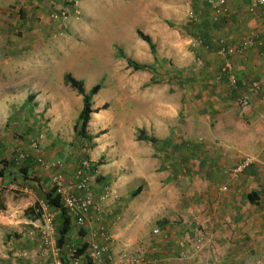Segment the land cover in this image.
I'll return each instance as SVG.
<instances>
[{"label":"crops","instance_id":"0c3cea01","mask_svg":"<svg viewBox=\"0 0 264 264\" xmlns=\"http://www.w3.org/2000/svg\"><path fill=\"white\" fill-rule=\"evenodd\" d=\"M101 1L111 2L117 12L98 24L94 17ZM202 1L208 5L211 0ZM259 1L242 0L237 19L220 38L238 45L249 33H264ZM124 3H147V11L137 15L144 28L135 27L129 36L118 31L124 18L118 9ZM66 4L0 0V73L6 76V81L0 77V106L12 107L3 113L7 121L13 106L34 104L41 86L35 79L52 77L65 53L74 56L97 45L113 62L108 83L92 100L95 105L107 88L109 109L103 116L91 115L89 133L107 135L103 150L110 162L91 164L95 169L90 174L91 196L100 211L92 210L82 227L70 219L67 246L87 252L97 242L113 261L130 255L146 264H264V48L253 45L234 59L238 82L232 89L217 55L220 38L211 40L203 32L205 46L193 49L194 38L175 28L192 15L186 0H79L64 22L52 20L50 14ZM137 32L149 37L155 55ZM98 34L100 44L94 41ZM118 53L150 69L116 64ZM162 73L167 74L161 78ZM253 82L259 89L241 108L238 100ZM130 94L137 96L132 107ZM39 100L47 103L48 97ZM15 148L1 147L0 158L17 165L20 149ZM37 153L51 162L49 154ZM34 156L30 153L28 170L36 181H24L14 165L0 182V264L48 263L38 249L40 219L25 215L50 193L46 178L52 170L42 168ZM245 158L251 160L249 166L231 177L229 171ZM72 170L65 171L66 179ZM221 187L227 191L220 192ZM250 194H255L254 204ZM196 248L199 252L190 254ZM86 252L78 264H91ZM67 256L64 251L66 262Z\"/></svg>","mask_w":264,"mask_h":264},{"label":"rangeland","instance_id":"374dc122","mask_svg":"<svg viewBox=\"0 0 264 264\" xmlns=\"http://www.w3.org/2000/svg\"><path fill=\"white\" fill-rule=\"evenodd\" d=\"M187 2L191 5V12L192 16L195 17V21L192 22L189 16L186 22L182 25H177V27H175V25L173 26L177 30H181L180 34L185 37H201L203 36L202 33L204 32L205 35H209V38L210 36H213L214 39L222 37V32L225 30V28L231 27V24L233 21H235V19H237L236 17L239 15V10L242 6L241 3H243L242 0H224L225 6L223 8L227 9V12L224 14V16L220 17L214 12L209 3L207 8H203L200 5L202 2L200 0H186V3ZM146 5L147 3H145L143 6L140 4H132L131 6L124 3L121 8L118 9L120 15L124 16L118 31L129 36L130 33H132V29L135 27L143 29L144 26L142 20L138 19L137 15L138 12L140 13L142 11H147L145 8ZM247 7L248 4H246L244 9H247ZM250 7L251 5H249L248 11ZM112 12H117L113 4L111 2L101 1L96 8L94 23L99 24L103 22L102 20L107 19L106 15ZM126 13H128L130 16H125ZM233 13L237 14H234V16L231 18L230 14ZM206 23H209L210 25L213 24L214 26L217 25L218 27L212 28L208 25L205 26ZM108 37L113 38L112 36ZM101 38V34H98L94 41L100 44ZM212 49L214 50L215 48L213 47ZM116 59V64H120V61L126 62L120 53L116 55ZM57 60L58 66L56 67L52 77H49V79L46 81L47 77L42 78V76L39 75V77L35 79L36 81L34 82L39 83L41 86L39 89L35 90L36 93H38V99L34 101V104H29L28 107L31 108L30 110L26 105L17 107L13 106L14 111H12V116L8 118L7 121H4L5 116L3 113H5V111L8 112L12 107L0 106V117H2V120H0V148H6L9 147V145L12 146L15 144V149L17 150V147L20 149L16 153L17 156L20 152H23L30 157V153H32L30 147L35 142L38 146V152L42 151L51 156V162L46 161L48 164L61 162L66 166L67 170H72L81 160H87L90 165L95 164L98 166L104 163H109L110 160L109 157H107L108 154L105 155L103 150V147L107 141V135H105L106 131H100L95 136H91L89 134L93 131L92 127L94 124V117H90L91 121L89 120L86 129L87 134L92 138V140L84 141L83 139L80 140L76 137L74 133V126L82 110V98L64 84V76L70 74L73 78L82 82L85 92H89L96 85H100L102 87L105 85L106 81L108 83L107 79L112 74L111 69L114 66L113 62L110 60V57L103 52L102 49L97 47V45L93 50L86 49L85 52H80L74 56L70 52L65 53ZM166 74L167 73L160 74L161 78H163ZM2 76L3 80L6 81L4 78L6 76L0 73V77ZM178 80L182 79L178 77ZM106 91L107 88L103 89V91H101L99 96L96 98L95 105H92V109L98 110L97 114H102V116L105 114V112H107L106 110L109 109L108 105L105 104L108 97ZM31 95L32 97H35V94ZM41 95L43 97H48L47 103L39 100L42 98ZM136 98V95L134 96L130 94L128 96L129 107H132L135 103H137L133 102L136 101ZM96 104L101 105L98 106ZM104 105H107L108 109L102 110ZM45 114H47L48 118L45 117ZM25 129H27V131ZM24 134L30 136L28 137ZM5 141L7 144H1V142ZM39 155L42 157L40 153ZM17 156L15 158L17 165L15 166L16 168H19L22 166V163L26 162V160H18ZM33 159H35V156ZM44 169L47 170L46 168ZM31 177L32 176L30 175V180L32 181L33 178ZM34 179L35 180L33 181H36L37 178L34 177ZM46 180L51 181V178L49 180L46 178ZM0 208L3 210L2 207ZM197 252H199V250H194L190 254Z\"/></svg>","mask_w":264,"mask_h":264},{"label":"built area","instance_id":"2783aa9c","mask_svg":"<svg viewBox=\"0 0 264 264\" xmlns=\"http://www.w3.org/2000/svg\"><path fill=\"white\" fill-rule=\"evenodd\" d=\"M78 1L79 0H67L66 8L60 12L51 13L50 18L54 21L64 22L74 13V8ZM208 3L220 17L224 16L227 12V9L223 8L225 6L224 0H211ZM258 5L264 10V0L259 1ZM13 9L18 12V8L14 7ZM249 12L252 13V7L249 8ZM9 14H11V12H9L8 15ZM190 19L192 22L195 21V17L192 15H190ZM253 45L264 48V33H262V31L253 34L249 33L238 45H231L225 38L219 39L217 55L223 61L221 71L227 76V82L230 88L235 89L238 82L235 74L234 59L250 50ZM190 46L193 49H197L204 47L205 43L202 38L198 36L191 40ZM258 89L259 84L257 82L250 83L249 91L238 100V106L241 108L248 107L251 95H254ZM30 149L36 155V161L41 167L52 170L50 190H53L54 195L59 197L61 207L76 225L82 227L86 219L91 215L92 210L99 213L100 209L96 206L91 196V165L87 160L79 161L73 168L72 175L66 179L67 175L65 171H67V169L64 164L61 162L48 164L37 153L38 146L35 142L31 145ZM27 157L28 155L20 152L17 159L22 161ZM250 163V159H243L229 171V175L233 178H237ZM226 191L227 187L220 188V192ZM36 213H39L41 223V226L38 228L39 250L47 257V264H65L63 260L64 249L57 246V213L52 211L44 201L38 203ZM154 233H156V231ZM68 248L69 247L65 249L66 255H68L67 261L69 264H78L79 258L75 256L76 248ZM194 250H198V248ZM85 257L91 264H146L143 258L130 255H121L119 260L113 261L111 254H109V250L106 247L98 245L97 242L90 243Z\"/></svg>","mask_w":264,"mask_h":264},{"label":"trees","instance_id":"16d2710c","mask_svg":"<svg viewBox=\"0 0 264 264\" xmlns=\"http://www.w3.org/2000/svg\"><path fill=\"white\" fill-rule=\"evenodd\" d=\"M202 1V0H200ZM200 5L203 8H207V2L202 1L200 3ZM208 25L209 27H218L217 25H210L209 23H206L205 26ZM202 30V29H201ZM138 37L145 42L149 49L150 52L152 53V55H155V47L152 44L151 40L149 39V37L145 36L143 33L141 32H137ZM126 63L127 66L129 68H131L134 71H145V70H149L150 67L148 66H143V65H139L129 59H126ZM64 84L69 87L72 91L76 92L81 98H82V110L77 118V122L74 126V133L76 135V137L78 139H83L84 141H91L92 138L87 134L86 129L90 120V117L92 114H97L98 110H93L92 109V100L93 98L98 94V92L101 89L100 85H96L94 86L89 92H85V89L83 87L82 82L76 80L75 78H73L70 74H67L64 76ZM107 109V105H104L102 107V110H106ZM27 131V130H26ZM25 131V132H26ZM25 135V134H24ZM28 136V135H25ZM141 140V138L139 139ZM148 141V140H147ZM149 142L154 143L155 140L154 139H149ZM29 157V156H28ZM27 157L26 162L22 163V166L19 167L18 169V173L20 175H22V178H24V181L30 180L28 179V176L30 177V173H29V165H30V160ZM24 160V161H25ZM15 164L11 161H7L6 159H1L0 158V182H2L4 176H6V171L7 168L11 167H15ZM95 169V166H92L90 168V173L92 172V170ZM72 175V172H71ZM255 194H250L248 196V200L249 202H251L252 204L255 203V200L253 199V196ZM52 211H54L55 213H57V218H56V238H57V246L61 249H66L67 246V237H68V233L70 230V224H71V220L70 217L67 215V213L64 211V209L61 207V203H60V199L58 196L54 195L53 190H50V193L45 194L44 200H43ZM38 209V204L35 205L33 208L28 209L25 211V215H32L35 214V216L40 219V215L39 213H36V210ZM85 247L82 248H76V257L77 256H82L85 253ZM63 260L65 262V264H68V261L66 262V259L63 257Z\"/></svg>","mask_w":264,"mask_h":264}]
</instances>
